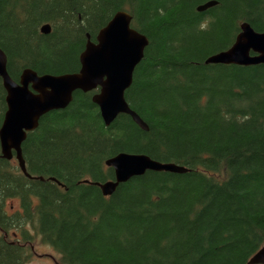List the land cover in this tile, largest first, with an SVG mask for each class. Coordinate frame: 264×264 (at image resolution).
Masks as SVG:
<instances>
[{
  "label": "trees",
  "instance_id": "trees-1",
  "mask_svg": "<svg viewBox=\"0 0 264 264\" xmlns=\"http://www.w3.org/2000/svg\"><path fill=\"white\" fill-rule=\"evenodd\" d=\"M122 11L149 40L125 93L149 129L125 114L106 126L99 90L77 91L27 134L32 178L0 148V264H28L38 244L57 264H249L264 247V65L206 61L245 23L264 33V0H0L8 74L79 72L89 37ZM5 98L0 78V130ZM122 153L188 172L148 171L105 196Z\"/></svg>",
  "mask_w": 264,
  "mask_h": 264
},
{
  "label": "water",
  "instance_id": "water-1",
  "mask_svg": "<svg viewBox=\"0 0 264 264\" xmlns=\"http://www.w3.org/2000/svg\"><path fill=\"white\" fill-rule=\"evenodd\" d=\"M217 5L211 1L198 7L205 12ZM132 16L119 12L109 21L97 36V42L90 37L80 56L81 69L73 74L61 76H39L27 69L19 82L8 74L7 56L0 50V78L7 92L8 110L0 130V141L4 159L16 157L21 172L32 178L26 169L22 145L27 134L39 126L40 119L46 114L64 110L73 101L77 91H97L93 102L100 108L102 119L110 126L121 114L130 116L143 130L148 125L134 112L126 98L131 88L136 67L142 62L149 40L136 32L131 26ZM242 32L235 44L225 52L213 55L207 64L237 65L251 67L264 65V33L255 31L251 25H242ZM42 34H50V25H44ZM107 166L115 171V179L105 184H97L105 196H111L120 184L131 178L145 175L148 171L187 173L188 170L176 164H163L144 154L122 153L107 161ZM249 264H264V248L256 253Z\"/></svg>",
  "mask_w": 264,
  "mask_h": 264
},
{
  "label": "rangeland",
  "instance_id": "rangeland-1",
  "mask_svg": "<svg viewBox=\"0 0 264 264\" xmlns=\"http://www.w3.org/2000/svg\"><path fill=\"white\" fill-rule=\"evenodd\" d=\"M9 207H12L10 210H13V208H19L18 200L12 203H8L7 209ZM15 231L16 230H14V232ZM11 237L13 239H18L20 238V234L18 233L16 235H11ZM36 253H37V256L35 257L33 256V258L28 264H57L56 263L57 258H58L57 253L51 247L38 244ZM38 256H41V257H38Z\"/></svg>",
  "mask_w": 264,
  "mask_h": 264
}]
</instances>
